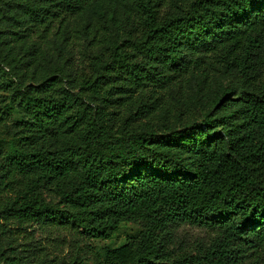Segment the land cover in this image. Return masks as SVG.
<instances>
[{
	"label": "trees",
	"instance_id": "1",
	"mask_svg": "<svg viewBox=\"0 0 264 264\" xmlns=\"http://www.w3.org/2000/svg\"><path fill=\"white\" fill-rule=\"evenodd\" d=\"M4 76L0 264H264V0H0Z\"/></svg>",
	"mask_w": 264,
	"mask_h": 264
},
{
	"label": "rangeland",
	"instance_id": "2",
	"mask_svg": "<svg viewBox=\"0 0 264 264\" xmlns=\"http://www.w3.org/2000/svg\"><path fill=\"white\" fill-rule=\"evenodd\" d=\"M107 6V3L105 4ZM99 9V7H98ZM98 9L96 11H98ZM96 11L94 13H96ZM82 20L77 23V26L82 24ZM9 77L4 76L0 78V84L2 82H8ZM8 90L4 84L0 85V111H2V107L8 101ZM10 123V122H9ZM134 228L136 230L140 229L138 225H135ZM34 229L31 233L34 235V242L32 245L37 246H46L45 253L49 259H57V261L65 260L70 261L75 255H80L84 257L88 262L94 263L95 257L102 253L104 247L107 246H119L122 242L125 241L127 235L130 232L131 227H123L118 233L115 235L113 239L110 240H90L86 239L81 243H76L73 240V237L69 232H51L50 230L43 229L35 225L30 228L29 231ZM181 234H185L187 236H201L204 233L198 228L185 226L181 229ZM54 240H53V239ZM12 242V238L4 237L1 241V245L7 247V245ZM23 237H19L17 241H15V245H19L21 243H25ZM78 245V246H76ZM21 247V246H20Z\"/></svg>",
	"mask_w": 264,
	"mask_h": 264
}]
</instances>
